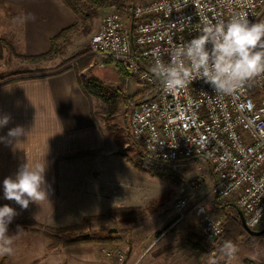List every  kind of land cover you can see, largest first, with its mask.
I'll return each instance as SVG.
<instances>
[{
	"label": "built area",
	"instance_id": "built-area-1",
	"mask_svg": "<svg viewBox=\"0 0 264 264\" xmlns=\"http://www.w3.org/2000/svg\"><path fill=\"white\" fill-rule=\"evenodd\" d=\"M131 12L128 23L116 11L105 14L88 49L99 58L97 66L108 58L153 91L130 111L132 139L156 162L204 157L212 201L237 205L246 226L259 230L264 225V75L229 95L216 94L200 79L169 93L151 69L157 58L169 62L171 48L197 35L205 21L227 22L241 14L251 23L264 21V0H134ZM175 207L180 217L194 212L207 236L222 233L203 197L192 205L180 197ZM104 255L123 259L111 250Z\"/></svg>",
	"mask_w": 264,
	"mask_h": 264
},
{
	"label": "crops",
	"instance_id": "crops-1",
	"mask_svg": "<svg viewBox=\"0 0 264 264\" xmlns=\"http://www.w3.org/2000/svg\"><path fill=\"white\" fill-rule=\"evenodd\" d=\"M26 13H34L35 22H21ZM0 18L4 32L17 38L15 46L20 52L36 55L49 49L51 38L70 26L75 14L62 0H0ZM103 61L105 65L112 62ZM90 103L71 68L0 84V117L10 116L7 126L0 128V137L17 126L25 132L18 143L0 142V206L9 204L20 213L9 227L23 222L42 226L78 223L84 216L118 206L113 198L118 190L125 195L124 205H129V181L123 173L129 165L121 160L118 164L115 146L91 117ZM43 160L48 201L21 210L3 198L6 177L14 178L24 163ZM16 233L17 228L9 231ZM163 240L158 238L157 243L161 246ZM48 245L40 234L21 230L13 253L0 255V260L4 257L2 264H114L100 259L99 246L94 243ZM122 264L172 263L160 250L150 259L129 254Z\"/></svg>",
	"mask_w": 264,
	"mask_h": 264
},
{
	"label": "rangeland",
	"instance_id": "rangeland-1",
	"mask_svg": "<svg viewBox=\"0 0 264 264\" xmlns=\"http://www.w3.org/2000/svg\"><path fill=\"white\" fill-rule=\"evenodd\" d=\"M113 1L104 0L102 4H98L95 0H68L72 7L69 8L75 14L70 30L56 42L53 54L37 60H30L25 57L27 54L20 52L15 46L17 38L4 32L5 25L0 22V84L10 82L11 79L71 68L76 76L94 77L105 88L119 90L116 107L110 115L106 113L109 103L93 95L87 97L91 101L92 119L115 146L113 154L119 159L118 164L123 162L129 165L127 171H123L129 181L126 185L129 205H124L122 201L125 195L118 190L113 195L114 200L119 203L118 206L110 207L98 215L84 216L87 219L83 221V217L78 223L64 226L44 225L65 227L78 224L80 227L69 231V234L73 238L81 234L87 236L85 241L53 248L94 243L99 246L100 259L114 264L124 263L129 254L132 257L150 259L160 250L162 256L172 264H229L221 252L227 239L207 236L194 212L180 217L181 211L175 207V202L180 197H186L189 205L203 197L210 215L221 224L227 214L236 213L235 208L224 205L230 201L220 204L212 201V175L208 161L202 156L172 163H160L150 159L132 139L126 121L128 108L125 98L134 94L137 97L143 96L144 86L131 77L120 64L111 62L103 67L97 66L99 59L88 49L89 40L98 29L102 17L117 11L112 5ZM129 13L126 10L121 12L124 23L130 21ZM5 42L11 45L12 50L7 48ZM113 130L120 131L121 143L115 142ZM134 162L151 167L158 174L142 171ZM109 228H115L116 231L109 232ZM22 230L30 232L28 228ZM32 233L44 237L41 232ZM63 235H66L65 239H69L68 234ZM158 238L164 239L161 246L157 243ZM235 244L238 252L231 264H264V234L256 239L242 235L236 239ZM108 250L120 252L122 261L106 259L104 254Z\"/></svg>",
	"mask_w": 264,
	"mask_h": 264
},
{
	"label": "clouds",
	"instance_id": "clouds-1",
	"mask_svg": "<svg viewBox=\"0 0 264 264\" xmlns=\"http://www.w3.org/2000/svg\"><path fill=\"white\" fill-rule=\"evenodd\" d=\"M34 13H26L21 22H35ZM197 35L182 42L169 51V62L157 58L151 71L161 80L166 92L176 93L194 80H203L218 95L234 93L246 82L264 75V21L251 23L246 15L232 16L227 22L205 21L202 28L195 29ZM10 116L0 117V128L7 126ZM25 135L22 126L9 129L0 142H19ZM46 164L42 162L24 163L15 177L3 180V198L14 201L21 210H27L31 203L41 205L48 201L45 188ZM20 213L10 206H0V255H11L12 245L21 228L17 226L15 235L9 234V225ZM222 254L231 264L236 259L238 248L231 240H226Z\"/></svg>",
	"mask_w": 264,
	"mask_h": 264
},
{
	"label": "trees",
	"instance_id": "trees-1",
	"mask_svg": "<svg viewBox=\"0 0 264 264\" xmlns=\"http://www.w3.org/2000/svg\"><path fill=\"white\" fill-rule=\"evenodd\" d=\"M62 1L65 5L70 7L68 0H62ZM126 1L128 3H126ZM95 2H97L98 4H102L104 2V0H95ZM132 2H133V0H114L112 2V5L115 6V9L117 10L116 12L119 14H121V12H123L125 10L127 12H130L129 15H130V20H131V18H132L131 3ZM70 8H72V7H70ZM70 28H71L70 26L63 28L55 36H53L50 40V47L46 52L40 53L38 55H31V56H29V55L25 56L24 55V56L30 60H37L38 58H45V57L53 54V51L55 50V47H56V42L60 38H63L65 36V34L70 30ZM5 44H6L8 49L12 50V47L9 43L5 42ZM11 80H16V79H11ZM77 83H78L80 89L83 91V93H85V95H87V96L93 95V96L101 99L103 102L109 103L108 104L109 108L106 110L107 114L110 115L113 112L114 108L116 107V101L118 100V97H119V90L118 89H107L102 85V83L97 78H94V77L83 78L82 76L77 75ZM143 92L145 93L143 96L140 95L139 97H137V94H134L132 96H128L125 98V103H126V106L128 108L127 116H126L127 123H128L129 114H130V111L132 110V108L135 107L136 105H138L143 100L149 98L153 94V91H151L148 87H145V86L143 87ZM108 118L109 117H107V119ZM128 129H129V126H128ZM112 134H113V137L115 139V142L117 144L121 143L120 142V140H121L120 131H114L113 130ZM134 163H135V166L142 171H146L152 175L158 174L157 171L152 169L151 167L144 166L142 163H137V162H134ZM224 205L233 207V204L230 202H227ZM84 219H87V217H84L83 221H84ZM29 224H30V226H29ZM17 226H19L21 229H27L28 228V230L32 231V232H41V234L49 240V245H48L49 248H53V247L58 246V245L77 242V241L82 242V241H85L87 239V236L85 234L75 235L74 238L72 237L73 235L69 234V231L75 230V229L80 227V225H78V224L69 225V226H65V227H50V226H42V225H36V224H32V223L23 222V223H16L15 225L10 226L9 231L12 228H17ZM27 226H29V227H27ZM221 226H222V233L219 236L225 237L227 240H231L233 243H235L236 239L242 235H247L250 239H256L257 237H259V236L249 235L245 231V229L242 226L241 221L238 217L237 212L234 214H232V213L227 214L225 216L224 221L222 222ZM65 233L69 235V239H65L66 235H63ZM3 261H4V257L1 258L0 264H2Z\"/></svg>",
	"mask_w": 264,
	"mask_h": 264
},
{
	"label": "water",
	"instance_id": "water-1",
	"mask_svg": "<svg viewBox=\"0 0 264 264\" xmlns=\"http://www.w3.org/2000/svg\"><path fill=\"white\" fill-rule=\"evenodd\" d=\"M232 204H233V203H232ZM233 207L235 208V210H236V212H237V214H238V217H239V219H240V221H241L242 226L244 227L245 231H246L249 235H252V236H260V235L264 234V225H263V227H261L259 230H251V229H249V228L246 226L245 222H244V218H243V214H242V212H241V209H240L237 205H235V204H233ZM108 231H109V232H115L116 229H115V228H109Z\"/></svg>",
	"mask_w": 264,
	"mask_h": 264
}]
</instances>
